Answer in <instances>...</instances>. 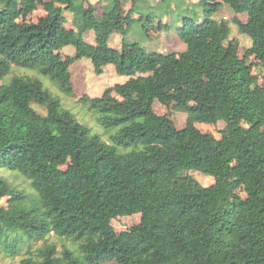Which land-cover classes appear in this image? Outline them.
<instances>
[{"label": "trees", "instance_id": "trees-1", "mask_svg": "<svg viewBox=\"0 0 264 264\" xmlns=\"http://www.w3.org/2000/svg\"><path fill=\"white\" fill-rule=\"evenodd\" d=\"M222 3L242 12L240 0H198L204 17L183 16L175 28L185 49L153 60L138 41L109 43L135 19L146 37L161 27L147 0H0V167L28 186L0 174V257L22 256L18 264H264V85L245 62L251 53L264 68V0H250L245 22L233 17L252 41L241 58L229 24L208 16ZM96 5L102 13L95 20ZM38 8L44 14L29 20ZM66 11L74 28L66 27ZM90 30L93 43L84 37ZM69 44L75 52L65 55ZM83 57L97 75L113 65L128 77L98 97L78 98L98 124L117 128L109 140L91 135L36 75L2 81L13 68L33 71L73 96L70 66ZM154 98L184 111V127L156 113ZM218 121L225 123L219 138L196 126ZM191 170L213 176L222 191L201 185ZM136 213L139 223L126 230L111 224ZM50 235L63 239L61 248Z\"/></svg>", "mask_w": 264, "mask_h": 264}, {"label": "rangeland", "instance_id": "rangeland-1", "mask_svg": "<svg viewBox=\"0 0 264 264\" xmlns=\"http://www.w3.org/2000/svg\"><path fill=\"white\" fill-rule=\"evenodd\" d=\"M92 3L97 2L98 0H89ZM149 6L151 7L152 12L161 17V20L158 21L161 23V27L158 30L149 31V37L145 35L143 30L141 19H135L131 22L129 27L126 29V32L122 35L120 33L113 34L110 45L112 47H118L120 44L121 37L125 36L128 40L138 41L141 46L146 48V50L153 52L150 57L154 60L157 58V53L159 52H181L185 49V45L179 40L176 35V25L182 22L183 16L189 17L193 22H198L204 17V13L201 10V7L198 5V0H147ZM242 6V12L235 14L225 3L219 5V8L216 11L211 12L208 16L212 19L218 21L224 20L230 26V35L229 40L235 42L238 45V54L241 57L246 55L245 51L252 44L250 37L246 34L240 33L232 22L233 17L237 16L241 21L245 22L250 16V0H240ZM130 7V1L124 6V10H127ZM143 7V8H142ZM153 7V8H152ZM147 6L141 5V11H146ZM102 13L100 5H96L93 11L94 19ZM146 13V12H145ZM44 14L42 8H38L29 16V20H36L37 17ZM67 17L66 27L71 29L72 26V14L69 11L65 12ZM134 18H137L135 15ZM167 23L170 28L163 26ZM96 25L97 23L94 22ZM158 24V23H157ZM94 25V26H95ZM70 34V33H69ZM85 39L88 42H95L96 33L93 30H90L84 34ZM69 38L71 39L70 35ZM62 52L65 55H72L75 52V49L72 44L65 46L62 49ZM245 62L251 66L253 74L257 75V79L260 83L264 85V68L259 64L257 58L254 54H247L245 56ZM14 70L11 73L2 79V81L9 80L12 75L15 74H28L36 75L40 79L45 88L49 89L54 96H57L62 106L66 109H69L81 124L86 125L89 128L91 135H97L103 140H109V135L117 131V128H104L102 125L98 124L96 121V114L90 111L86 105L78 101V98L83 94H87L90 97H98L103 93V90L115 83H122L127 80V76L118 75L113 65H107L104 67L103 72L97 75L94 72L93 65L89 58L83 57L80 60L76 61L72 66H70L71 80L74 85V95L67 96L60 92L46 77L35 74L33 71H27L23 69L13 68ZM153 108L156 113L167 115L172 119L176 126L179 128L184 127L186 123V113L182 111L173 101L161 98H154ZM41 113L42 108L38 105H33ZM224 121H218L216 125L209 124H197V128L201 132L211 133L214 137L219 138V130L224 127ZM239 143H244V137L242 134H238L236 137ZM196 142L199 145H203V141L199 138L196 139ZM3 167H0V174L7 176L14 184L19 185L20 187L28 188L27 182L21 179L19 176H16L14 173H11ZM17 172V171H16ZM19 173V172H17ZM189 173L203 186H213L214 193L218 194L222 191V183L215 180L213 176L203 174L197 170H191ZM23 177V176H21ZM2 205L6 204V200L1 201ZM140 221V214H132L128 216H121L112 220L111 224L116 231H122L128 229L134 224H138ZM49 242H56L58 248H61V243L64 242L63 239L58 238L55 235H50L48 238ZM68 244V243H67ZM41 245V241H38L33 244V249ZM72 246L71 244H68ZM22 256H16L14 258H5L0 257V264H18Z\"/></svg>", "mask_w": 264, "mask_h": 264}]
</instances>
